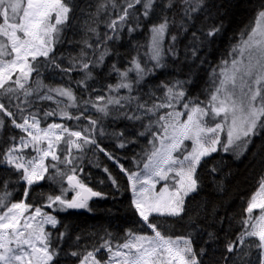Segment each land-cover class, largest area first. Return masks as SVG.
Returning <instances> with one entry per match:
<instances>
[{
  "label": "snow or ice",
  "instance_id": "1",
  "mask_svg": "<svg viewBox=\"0 0 264 264\" xmlns=\"http://www.w3.org/2000/svg\"><path fill=\"white\" fill-rule=\"evenodd\" d=\"M224 7L220 0H0V264H212L204 257L225 223L239 230L225 238L222 264H264V175L238 220L220 215L223 202L211 199L232 175L214 154L240 160L260 139L253 156L264 163V2L229 58L211 68L207 99L189 94L224 31ZM143 29L145 43L134 42L121 67L122 33ZM62 44L75 51L57 55ZM45 71L65 83H45ZM142 138L147 145L131 157L136 171L103 147L105 139L126 149ZM98 154L126 174L129 209L151 235L74 234L54 214L91 213L94 198H107L86 182L85 160L100 168ZM103 172L119 190L107 166ZM44 183L58 194L41 191L40 202H30ZM18 185L22 198L14 201ZM169 219L183 224L181 235L168 234ZM198 236L206 237L199 248Z\"/></svg>",
  "mask_w": 264,
  "mask_h": 264
},
{
  "label": "trees",
  "instance_id": "2",
  "mask_svg": "<svg viewBox=\"0 0 264 264\" xmlns=\"http://www.w3.org/2000/svg\"><path fill=\"white\" fill-rule=\"evenodd\" d=\"M95 3V0H90ZM225 5L223 12L225 28L222 34L216 39L215 43L211 46L210 50L206 53L207 64L202 66L194 86L189 89V94L199 96L201 100L207 99L206 89L211 87L209 81V74L211 68L216 67L222 59L229 58V51L232 45L237 43L239 34L245 30L246 26H250L251 21L254 18L256 9L261 5L264 0H220ZM105 31L101 26V32ZM79 32L68 31L67 37L73 39H80ZM122 39L118 42L116 47L122 54L120 60V66H124L126 59H130L128 55L132 51V44L139 41L145 43L147 39V30L143 29L139 32L133 33L131 37L128 34L122 33ZM70 51H75L74 48L67 44L58 45L56 49L57 55L64 53L67 54ZM66 66V65H65ZM77 76L76 73L72 74L73 79ZM159 79H165L164 74H158ZM43 79L48 84H61L65 83V79L61 75L52 72L45 71L43 73ZM105 83H114V77L104 81ZM100 85H97L99 87ZM49 103H43L41 106L44 108L49 107ZM7 122V121H6ZM52 122L51 119L48 121ZM56 122H60L57 120ZM71 126L73 122H68ZM12 134H18V130H11ZM223 138V137H222ZM262 143V140L255 141V146L249 149V152L240 160H234L229 154H214V160L224 159L227 169L232 172V175L227 179L226 190L223 194L216 196L212 195L211 199L215 201H222L223 207L220 215L234 216L237 220L240 218L243 209L246 207V202L253 192L256 191L259 178L264 175V163L256 157L254 158L253 152ZM147 145V139H140L139 143L132 145L126 149H118L115 144L107 139L103 141V147L108 151L114 153V155L120 158V163L124 165L129 171H136L134 163L131 157L140 153L142 148ZM91 156V153H89ZM138 158V157H137ZM98 160L101 164L100 168L93 167L85 160V172L91 173V177L88 181L89 186L95 190L102 191L107 194V198L100 199L95 198L91 201V206L94 211L89 213L83 210H69L67 213H54L59 215V218L68 224L73 225V233L93 232L103 234V229L107 228L114 234L115 240H121L127 229H132L136 232H143L151 235V231L142 223H140L139 217L129 209V203L132 197V193L129 190L130 182L127 179L126 174L122 173L120 169L109 161L103 154H98ZM107 166L112 176L115 177L119 190L112 186L111 182L107 178V174L103 172V167ZM83 178V177H82ZM103 180L101 184L99 181ZM22 186H17V190L13 193L12 199L19 201L22 198ZM58 194L54 187H50L47 183L41 185L40 188L35 189L30 195L29 201L39 203L36 199V193L38 192ZM201 195H208L207 192L201 193ZM71 196V193H69ZM199 199V197H197ZM50 211V209H45ZM150 220L156 222L157 218L150 217ZM168 225L173 228L168 232L170 235H181L184 230V226L180 221L175 219H169ZM239 230V227L233 224L231 227L227 223L222 228H217L216 231L219 236V240L216 242L213 249H210L209 256L204 257L205 260L211 258L212 264H222V257L224 253L225 238H234L235 232ZM206 237L198 236L194 241L197 248L203 246V241ZM96 242L95 238L92 241L84 240L83 243ZM63 247L68 248L70 245L65 242ZM62 264H75L74 259L64 258Z\"/></svg>",
  "mask_w": 264,
  "mask_h": 264
},
{
  "label": "rangeland",
  "instance_id": "3",
  "mask_svg": "<svg viewBox=\"0 0 264 264\" xmlns=\"http://www.w3.org/2000/svg\"><path fill=\"white\" fill-rule=\"evenodd\" d=\"M186 143H190V142H186ZM160 188V185L157 186V190H159ZM83 211H86V210H83Z\"/></svg>",
  "mask_w": 264,
  "mask_h": 264
},
{
  "label": "water",
  "instance_id": "4",
  "mask_svg": "<svg viewBox=\"0 0 264 264\" xmlns=\"http://www.w3.org/2000/svg\"><path fill=\"white\" fill-rule=\"evenodd\" d=\"M95 199V198H94Z\"/></svg>",
  "mask_w": 264,
  "mask_h": 264
}]
</instances>
